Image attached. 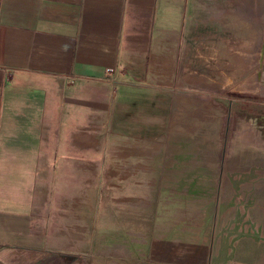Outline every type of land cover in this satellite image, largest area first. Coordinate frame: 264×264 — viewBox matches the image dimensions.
<instances>
[{
    "label": "crops",
    "instance_id": "obj_1",
    "mask_svg": "<svg viewBox=\"0 0 264 264\" xmlns=\"http://www.w3.org/2000/svg\"><path fill=\"white\" fill-rule=\"evenodd\" d=\"M201 2L0 0V264H66L69 238L71 246L81 238L68 236L67 205L56 197H73L69 208L81 212L86 184L115 154L122 179H146L167 119L172 139L180 98L193 100L180 92L176 62L180 51L193 60ZM193 66H183L186 85ZM237 101L225 99L229 112ZM105 171L106 180L118 175ZM218 179L234 195L220 196L209 237L196 246L167 240L158 224L156 263L264 264V173Z\"/></svg>",
    "mask_w": 264,
    "mask_h": 264
},
{
    "label": "rangeland",
    "instance_id": "obj_2",
    "mask_svg": "<svg viewBox=\"0 0 264 264\" xmlns=\"http://www.w3.org/2000/svg\"><path fill=\"white\" fill-rule=\"evenodd\" d=\"M201 1V12H196L200 19L189 41L194 51L189 60L194 65L193 85L182 82L183 66L189 62L185 52H179L176 62L180 92L193 99L180 98L178 116L172 118L178 134L169 138L167 119L163 146L149 160L154 165L142 170L146 179L144 173L122 179L124 163L115 154L108 166L118 175L106 180L104 166L95 182L84 184L81 212L69 208L75 204L73 197H56V205H67L68 236L72 241L81 238L72 246L69 238L67 252L73 255L66 264H158L152 249L153 238L160 235L158 224L164 239L196 246L209 237L220 196L234 195L229 191L232 184L219 180L218 174L264 173V153L259 149L264 122L256 115V109L264 115V0ZM253 83L259 84L258 91ZM226 98H236V108L247 114L256 113L247 119L229 112ZM187 104L193 108L188 110ZM235 158L245 165L233 164ZM139 206L146 208L138 212ZM76 224L81 229H74ZM125 231L130 237L123 238Z\"/></svg>",
    "mask_w": 264,
    "mask_h": 264
},
{
    "label": "flooded vegetation",
    "instance_id": "obj_3",
    "mask_svg": "<svg viewBox=\"0 0 264 264\" xmlns=\"http://www.w3.org/2000/svg\"><path fill=\"white\" fill-rule=\"evenodd\" d=\"M255 84V85H254ZM253 85L254 86H257V89L255 90V91H258V89H259V84H257V83H253ZM248 86V85H247ZM253 90H254V88H252ZM228 104H229V102H228ZM225 105H226V102H225ZM236 109H238V108H236ZM242 109V108H241ZM239 110L238 109V111H237V113L240 115V116H242V114H240V112L242 111V110ZM260 110L261 109H256V114H257V117H261V119L263 120V122H264V115H261L262 113H260ZM230 111H231V109H230ZM233 111V110H232ZM255 111V110H254ZM260 119H257V122L259 121ZM264 128V127H263Z\"/></svg>",
    "mask_w": 264,
    "mask_h": 264
},
{
    "label": "bare ground",
    "instance_id": "obj_4",
    "mask_svg": "<svg viewBox=\"0 0 264 264\" xmlns=\"http://www.w3.org/2000/svg\"><path fill=\"white\" fill-rule=\"evenodd\" d=\"M256 37V36H255ZM255 90L257 89V87H254V85H251ZM250 125V124H249ZM251 126V125H250ZM259 136V135H258ZM258 138H260V137H258ZM259 147L260 148H262V149H264V143H260V145H259Z\"/></svg>",
    "mask_w": 264,
    "mask_h": 264
}]
</instances>
